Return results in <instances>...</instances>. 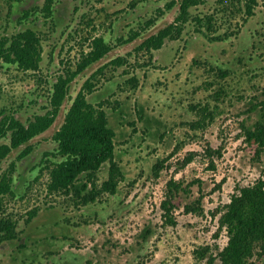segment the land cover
Listing matches in <instances>:
<instances>
[{
  "label": "rangeland",
  "instance_id": "rangeland-1",
  "mask_svg": "<svg viewBox=\"0 0 264 264\" xmlns=\"http://www.w3.org/2000/svg\"><path fill=\"white\" fill-rule=\"evenodd\" d=\"M15 1L0 0V39L29 26L13 20ZM170 1L59 0L56 18L44 22L40 14L42 21L31 24L42 38L40 69L21 71L0 59V123L14 115L28 124L48 112L54 82L76 69L93 38L112 46L72 82L55 124L2 161L0 177L16 164L15 195L5 198L4 210L18 222V239L0 242V264H207L227 245L220 211L236 187L264 178V147L246 136L264 113V0L247 19L245 2L208 0L191 9L193 17L214 16L213 36L234 34L227 40L211 41L192 21L180 39L136 53L175 21L179 5L159 13ZM152 18L158 19L147 27ZM117 57L126 64L99 75L88 99L104 104L125 178L115 195L87 205L77 196L51 195L46 166L58 158L44 160L58 147L53 136L84 83ZM205 106L207 118L199 110ZM109 169L108 162L102 166L99 185ZM253 264H264V256Z\"/></svg>",
  "mask_w": 264,
  "mask_h": 264
},
{
  "label": "trees",
  "instance_id": "trees-1",
  "mask_svg": "<svg viewBox=\"0 0 264 264\" xmlns=\"http://www.w3.org/2000/svg\"><path fill=\"white\" fill-rule=\"evenodd\" d=\"M57 0H46L43 12L50 20L53 17V7ZM208 0H172L166 4V8L159 10H172L179 5V14L175 21L162 28L158 33L145 39L136 48L135 52L152 54L155 50L163 48L167 40H178L182 37L185 27L189 22H194L196 31L207 36L211 41H224L234 34L225 33L213 36L217 33L214 16L193 17L191 9ZM225 0H221L224 3ZM236 4L245 2V16L252 17L259 0H233ZM158 18L146 21V26H152ZM140 33L137 31L125 40L134 41ZM112 50V46L103 36L95 37L87 51L81 52L80 59L76 63V69H68L59 75L52 87L50 106L46 114L36 115L28 124L23 123L16 116L7 115L0 123V141L9 137L11 142L0 144V165L2 161L14 149H20L36 137L50 129L70 95L72 82L82 72L93 64L105 58ZM152 58V56H151ZM0 59L6 63L16 65L21 71L36 72L43 61L42 38L37 31L28 29L11 37L3 36L0 39ZM127 62L125 57H117L110 63L102 66L83 85L81 91L68 109L65 120L53 139L58 144L54 152L45 155L58 158V161L47 164L50 180L47 186L51 195L64 194L79 197L84 204L96 201L104 194L115 195L125 176L122 168L115 160L116 132L110 126L104 104L99 106L91 103L88 95L94 93L99 82V75H104L110 67L120 68ZM1 98V90H0ZM207 118L208 107L199 109ZM203 120L196 124L200 126ZM246 136L264 147V113L246 130ZM30 146L23 156L31 150ZM110 164L109 177L99 185V172L105 163ZM159 164L156 165V169ZM16 164L3 172L0 177V242H11L18 239V222L11 216H6L4 200L7 196L15 195L14 172ZM82 182V184H80ZM173 185V182H172ZM171 189V185L169 187ZM170 201V198L168 197ZM171 203V202H170ZM36 211L31 213L35 216ZM220 228H225L229 240L227 245L211 254L207 264H253L256 257L264 256V178H260L253 184L236 187L231 194L229 204L220 211ZM169 218V216H168ZM32 219V218H31Z\"/></svg>",
  "mask_w": 264,
  "mask_h": 264
},
{
  "label": "flooded vegetation",
  "instance_id": "flooded-vegetation-1",
  "mask_svg": "<svg viewBox=\"0 0 264 264\" xmlns=\"http://www.w3.org/2000/svg\"><path fill=\"white\" fill-rule=\"evenodd\" d=\"M15 2H16L15 4L17 7L16 10H18V14L13 15L12 17L13 20H15L16 23L18 22L21 27L25 25H29L26 29L22 31L32 29L33 28V26L31 25L32 23L37 25V23L41 22L42 21L41 18L40 20L37 18L40 14H42V17H44L45 19L44 22L49 20L43 12L44 6L46 4V0H16ZM58 3H59V0L55 2V5L53 7V16L55 18L57 17ZM34 18L38 19V22H35ZM22 31H19V32H22Z\"/></svg>",
  "mask_w": 264,
  "mask_h": 264
},
{
  "label": "water",
  "instance_id": "water-1",
  "mask_svg": "<svg viewBox=\"0 0 264 264\" xmlns=\"http://www.w3.org/2000/svg\"><path fill=\"white\" fill-rule=\"evenodd\" d=\"M165 27H166V26H165ZM160 30H161V29H160ZM160 30H159V31H160ZM159 31H158V32H159ZM158 32H157V33H158ZM155 34H156V33H155ZM149 37H150V36H149ZM147 38H148V37H147ZM147 38H146V39H147ZM103 59H104V58H103ZM103 59H101V60H103ZM101 60H100V61H101ZM100 61H99V62H100ZM90 67H91V66H90ZM87 69H88V68H87ZM59 115H60V114H59ZM58 117H59V116H58ZM57 119H58V118H57ZM57 119H56V121H57ZM64 120H65V119H64ZM54 124H55V123H54Z\"/></svg>",
  "mask_w": 264,
  "mask_h": 264
}]
</instances>
